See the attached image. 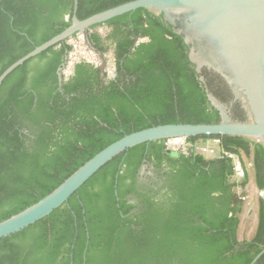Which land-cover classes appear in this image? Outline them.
Returning a JSON list of instances; mask_svg holds the SVG:
<instances>
[{
	"label": "trees",
	"instance_id": "obj_1",
	"mask_svg": "<svg viewBox=\"0 0 264 264\" xmlns=\"http://www.w3.org/2000/svg\"><path fill=\"white\" fill-rule=\"evenodd\" d=\"M134 1L78 0L76 16L84 21ZM72 11L73 0H0V76L69 28ZM81 34L110 66L79 60L65 77L68 41L77 34L0 86V223L125 136L162 125L219 124L210 98L231 123H250L224 81L196 71L162 14L139 9ZM203 140L252 162L262 196L249 240L238 238L244 199L235 193L247 185L245 166L235 184L228 160L196 163L201 155L191 148ZM184 141L187 150L177 159L168 141H156L111 160L48 217L0 240V264H251L264 250L263 145L230 136ZM255 264H264V255Z\"/></svg>",
	"mask_w": 264,
	"mask_h": 264
},
{
	"label": "water",
	"instance_id": "obj_2",
	"mask_svg": "<svg viewBox=\"0 0 264 264\" xmlns=\"http://www.w3.org/2000/svg\"><path fill=\"white\" fill-rule=\"evenodd\" d=\"M77 7L78 0H73L71 26L5 70L0 76V86L17 68L74 35L136 10L147 9L162 14L174 34L183 38L191 51L189 60L198 73L205 66L211 68L243 97L251 121L231 123L225 108L210 98L212 106L220 113L219 124L162 125L125 136L97 154L40 202L0 223V240L48 217L101 168L135 146L156 141L230 136L248 138L264 147V0H137L84 21L78 20ZM195 52L207 54L213 65ZM168 153L173 159L179 157L178 152L169 150ZM203 161L202 156L196 157V163ZM242 161L248 185L238 238L249 240L256 230L257 189L251 160L242 157ZM227 175H232L231 166L227 167ZM263 255L264 250L251 264L257 263Z\"/></svg>",
	"mask_w": 264,
	"mask_h": 264
},
{
	"label": "rangeland",
	"instance_id": "obj_3",
	"mask_svg": "<svg viewBox=\"0 0 264 264\" xmlns=\"http://www.w3.org/2000/svg\"><path fill=\"white\" fill-rule=\"evenodd\" d=\"M153 13H155V12H153ZM103 32H104V29L98 30V33H100V34ZM68 45L72 46L73 50H72L71 54L69 55L67 65L63 71V75L65 77L70 75V73L72 72L74 63L79 61V60H86V61L93 63V64H96V65H100L103 63L104 60H106L107 61L106 66H110L109 57L108 56L107 57L106 56L100 57L94 51H92V49L89 47V45L86 41V37L84 36V34H79L74 39L69 40ZM109 70H111L110 67L107 68V71H109ZM108 73L110 76H112L111 71ZM168 148L170 151L174 150V152H186V150H187L184 139H180V140H176V141H170L168 143ZM217 149H218L217 144L214 143L213 141H208L205 143L199 142L196 146V152L201 154L202 157H204V158L214 157ZM211 151H214V154ZM242 163H243V161H242ZM230 180H231V182H234L235 184H239L244 179L242 181H240L239 183L235 182L233 178H231ZM247 185H248V178H247ZM247 185L243 189L236 188V191H235L236 194L242 195L243 199H244L243 205H242L243 206L242 212L239 216L240 224H241L243 214H244V205H245ZM261 196H262V193H260L257 190V201ZM256 226H257V204H256ZM239 228H240V225H239ZM238 231H239V229H238Z\"/></svg>",
	"mask_w": 264,
	"mask_h": 264
},
{
	"label": "built area",
	"instance_id": "obj_4",
	"mask_svg": "<svg viewBox=\"0 0 264 264\" xmlns=\"http://www.w3.org/2000/svg\"><path fill=\"white\" fill-rule=\"evenodd\" d=\"M172 141H176V140H172ZM169 142L170 141L167 142V146H168ZM213 142L217 144V148L218 149H217V151L215 153V156L212 157V158H222V159L228 160L230 162V166L232 168L231 178H233L234 181L237 182V183L242 181L244 179V176H245V169H244V166H243V163H242L241 159L238 156H236V155L225 153V152L224 153L221 152L220 149H219V142L218 141H213ZM196 146L197 145L192 146L191 149H192V152L197 155L199 153L196 152ZM211 152L214 154V151H211ZM199 155H201V154H199Z\"/></svg>",
	"mask_w": 264,
	"mask_h": 264
},
{
	"label": "flooded vegetation",
	"instance_id": "obj_5",
	"mask_svg": "<svg viewBox=\"0 0 264 264\" xmlns=\"http://www.w3.org/2000/svg\"><path fill=\"white\" fill-rule=\"evenodd\" d=\"M183 39V38H182ZM190 50H189V54H190ZM196 54H198V55H200V56H202V58L203 59H205V60H208L209 62H211V64H209L210 66H212L213 65V60H212V58H210V59H208V55L207 54H204L203 52H195ZM215 64V63H214ZM204 70H206V71H209V72H212V73H214V75L215 76H217L219 79H221L222 81H224L225 83H226V81L219 75V74H217L214 70H212L211 68H208L207 66H205L204 68H203ZM226 85H227V87H228V89L231 91V93H232V95H233V97H234V99L235 100H239V99H241L242 101H243V103H244V99H243V97L242 96H240L233 88H231L227 83H226ZM244 107H246L245 106V104H244ZM250 117V116H249ZM251 118V117H250ZM250 121H251V119H250ZM187 147V146H186Z\"/></svg>",
	"mask_w": 264,
	"mask_h": 264
}]
</instances>
